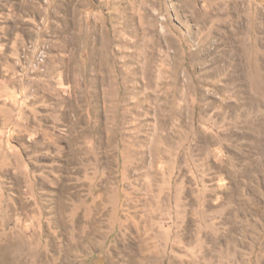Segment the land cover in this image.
Wrapping results in <instances>:
<instances>
[{
  "label": "rangeland",
  "instance_id": "obj_1",
  "mask_svg": "<svg viewBox=\"0 0 264 264\" xmlns=\"http://www.w3.org/2000/svg\"><path fill=\"white\" fill-rule=\"evenodd\" d=\"M0 264H264V0H0Z\"/></svg>",
  "mask_w": 264,
  "mask_h": 264
}]
</instances>
